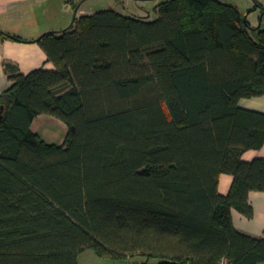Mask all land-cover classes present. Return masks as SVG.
Wrapping results in <instances>:
<instances>
[{"label": "trees", "instance_id": "1", "mask_svg": "<svg viewBox=\"0 0 264 264\" xmlns=\"http://www.w3.org/2000/svg\"><path fill=\"white\" fill-rule=\"evenodd\" d=\"M157 14L107 9L42 34L31 42L54 70L3 62L0 264H77L86 250L264 263V239L232 221L251 219L249 194L264 192V159L242 160L264 146V113L238 105L264 95V28L216 0H170ZM40 115L66 125L62 145L32 131Z\"/></svg>", "mask_w": 264, "mask_h": 264}, {"label": "crops", "instance_id": "2", "mask_svg": "<svg viewBox=\"0 0 264 264\" xmlns=\"http://www.w3.org/2000/svg\"><path fill=\"white\" fill-rule=\"evenodd\" d=\"M72 8L69 0H0V30L23 40H0V95L9 86L3 70L4 61L16 64L25 75L39 68L54 70L53 63L47 60L41 47L31 41L44 33L65 27L70 21ZM238 105L246 110L264 113V95L241 99ZM256 158L264 159V146L259 150H249L242 156L244 162ZM232 181L233 177L228 174L219 177L218 192L221 196L228 194ZM249 203L253 208V217L247 219L233 211V225L242 234L264 239V192H251Z\"/></svg>", "mask_w": 264, "mask_h": 264}, {"label": "rangeland", "instance_id": "3", "mask_svg": "<svg viewBox=\"0 0 264 264\" xmlns=\"http://www.w3.org/2000/svg\"><path fill=\"white\" fill-rule=\"evenodd\" d=\"M170 0H69L72 8L70 21L65 27L56 29L59 32L68 28L74 17L91 16L97 12L114 9L117 13L126 17H136L145 21H153L157 18V7ZM227 5L235 6L244 16L252 28H264V16L261 8H264V0H216ZM32 131L37 133L42 140L48 144L62 145L64 143L67 127L60 120L48 116H38L31 127ZM145 258L141 256L128 257L126 259H112L97 257L92 250H86L81 253L77 264H140ZM157 260H150V263H156Z\"/></svg>", "mask_w": 264, "mask_h": 264}, {"label": "built area", "instance_id": "4", "mask_svg": "<svg viewBox=\"0 0 264 264\" xmlns=\"http://www.w3.org/2000/svg\"><path fill=\"white\" fill-rule=\"evenodd\" d=\"M220 264H228V263L225 259H223Z\"/></svg>", "mask_w": 264, "mask_h": 264}, {"label": "water", "instance_id": "5", "mask_svg": "<svg viewBox=\"0 0 264 264\" xmlns=\"http://www.w3.org/2000/svg\"><path fill=\"white\" fill-rule=\"evenodd\" d=\"M75 18V17H74ZM3 107H0V119H1V113H2Z\"/></svg>", "mask_w": 264, "mask_h": 264}]
</instances>
